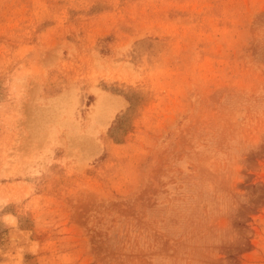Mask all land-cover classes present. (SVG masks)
Here are the masks:
<instances>
[{
	"label": "rangeland",
	"instance_id": "obj_1",
	"mask_svg": "<svg viewBox=\"0 0 264 264\" xmlns=\"http://www.w3.org/2000/svg\"><path fill=\"white\" fill-rule=\"evenodd\" d=\"M0 264H264V0H0Z\"/></svg>",
	"mask_w": 264,
	"mask_h": 264
}]
</instances>
